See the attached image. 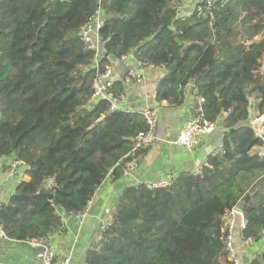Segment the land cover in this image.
<instances>
[{
    "label": "trees",
    "instance_id": "16d2710c",
    "mask_svg": "<svg viewBox=\"0 0 264 264\" xmlns=\"http://www.w3.org/2000/svg\"><path fill=\"white\" fill-rule=\"evenodd\" d=\"M182 4L0 0V158L25 161L29 176L2 202L9 239L50 240L64 228L62 212L81 213L109 175L123 177L146 122L138 111H111L109 100L94 102L93 94L97 75L128 52L164 70L156 99L181 105L191 90L193 111L201 106L218 121L223 141L198 172L165 187H125L86 264H229L222 216L239 203L247 219L242 238L263 236L264 140L250 119L255 110L264 115V0H216L201 13L202 0L188 15ZM100 7L97 66L80 31ZM123 90L114 81V97Z\"/></svg>",
    "mask_w": 264,
    "mask_h": 264
},
{
    "label": "crops",
    "instance_id": "0c3cea01",
    "mask_svg": "<svg viewBox=\"0 0 264 264\" xmlns=\"http://www.w3.org/2000/svg\"><path fill=\"white\" fill-rule=\"evenodd\" d=\"M199 0H184L181 14H191ZM114 81H121L124 87L119 101L129 111H138L145 107H155L159 112L158 136L155 143L141 155L139 166L130 174L114 180L109 175L92 198L88 214L77 218L74 214L62 212L64 228L50 238V249L55 253V262H61L70 256L71 264H86L87 251L99 240V232L104 221L112 219L113 209L123 189L129 185L152 183L163 179L174 178L183 172H198L205 161H200L202 148L215 145L220 139L221 128L206 137L204 144L196 149H188L175 143L180 131L189 122L193 114L195 96L188 91L186 100L181 105L173 106L167 100L156 99L157 88L164 76L160 67H146L145 79L136 81L129 74L132 68L138 67L134 55L123 60L113 59L109 65ZM253 112V117L256 113ZM205 158L207 155H201ZM14 157L0 158V201L6 202L16 192L17 185L28 180L25 166L16 175L10 174V162ZM241 204H237L240 210ZM243 212V211H241ZM238 253L243 264H250L259 257L264 260V236L250 243L237 239ZM38 252L28 241H16L0 237V264H42Z\"/></svg>",
    "mask_w": 264,
    "mask_h": 264
},
{
    "label": "built area",
    "instance_id": "2783aa9c",
    "mask_svg": "<svg viewBox=\"0 0 264 264\" xmlns=\"http://www.w3.org/2000/svg\"><path fill=\"white\" fill-rule=\"evenodd\" d=\"M176 3L183 2L184 0H174ZM202 0H199V3ZM216 0H207L206 6H200L199 11L202 13L205 10H210L213 3ZM181 11V8H180ZM104 24V14L102 8L100 7L97 12L95 13L94 17L86 24L83 25L81 28V37L84 43L86 44L87 48L94 50L96 52V65L99 64V56L101 52V40H100V29ZM133 52H128L121 56V59L125 60L131 57ZM146 67H154L148 66L147 64L143 63L142 61L138 60V67L132 68L129 71V74L132 78H134L138 82H142L145 79V68ZM157 67V66H156ZM114 79H113V72L111 68L108 66L104 72H100L95 81H94V94H93V101L97 102L99 100H109L111 102V111L115 110H122V111H129L128 108H125L121 105L119 101V97H114L111 89L113 87ZM197 93V90H195ZM200 103L204 102L205 99L200 96ZM249 102H253V99L249 97ZM232 109H229L231 112ZM140 112L146 122L147 129L145 131L140 132L137 137L135 138V144L132 151L127 155L130 159L125 163L124 167V175L130 174L133 172L140 164V155H138V151L145 150L150 148L155 141L157 140L158 136V128H159V112L158 109L155 107H145L140 110ZM250 123L252 128L254 129L256 135L260 138H263L264 134V115L256 116L250 119ZM220 127V123L218 121H210L205 118V115L202 111L201 106L193 111L192 117L184 126V128L180 131L179 135L175 139V143L180 146H184L188 149H196L201 147L204 144L206 137L214 134L218 128ZM261 153L264 154V146L261 148ZM28 168V165L23 160L13 159L10 162V174L16 175L18 170L21 167ZM173 178L163 179L156 182L148 183L150 188H158V187H165L172 182ZM2 182L0 181V189L2 187ZM55 185V178H51L48 182V186L52 187ZM90 203L87 207L78 214H74L77 218L82 219L84 218L89 211ZM2 208V202L0 201V210ZM112 221H104L101 225L98 240L103 238V230L106 226ZM223 221V240L225 243V248L228 254L229 264H243L238 253V246H237V239L242 238V230L247 226V219L244 216V213L237 209V206H233L229 208L226 213L222 216ZM264 236V231H263ZM262 236V237H263ZM0 237L1 238H8L3 225L0 221ZM243 239V238H242ZM244 242L250 243L253 241L252 238L243 239ZM32 246H34L38 252L37 256L42 261V264H71L70 256L64 258L61 262H55V253L52 249L47 248L46 251H40V247L43 246L45 241H29Z\"/></svg>",
    "mask_w": 264,
    "mask_h": 264
},
{
    "label": "water",
    "instance_id": "95a60500",
    "mask_svg": "<svg viewBox=\"0 0 264 264\" xmlns=\"http://www.w3.org/2000/svg\"><path fill=\"white\" fill-rule=\"evenodd\" d=\"M48 15H50V12L48 13ZM154 68H156V66H154ZM263 138H264V134H263ZM222 141H223V137H221V138L216 142L215 145H210V146H206V147L202 148V150H201V152H200V155H199V157H200V161H201V162H202V161H205V160L208 158V157L205 158L204 156H201V155H207V154H208V156H209V154H210L211 152H213L217 147H219V146L222 144ZM42 193L47 194V195L49 196L50 199L53 198V195L50 194V193H49L47 190H45V189L42 190ZM240 211H243V209L240 208ZM49 247H50V240H46V241L43 243V246H41L39 250H40V251H46V249L49 248Z\"/></svg>",
    "mask_w": 264,
    "mask_h": 264
}]
</instances>
